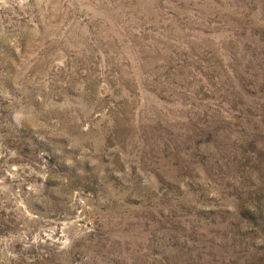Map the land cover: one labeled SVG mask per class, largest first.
<instances>
[{
    "label": "rangeland",
    "instance_id": "1",
    "mask_svg": "<svg viewBox=\"0 0 264 264\" xmlns=\"http://www.w3.org/2000/svg\"><path fill=\"white\" fill-rule=\"evenodd\" d=\"M0 264H264V0H0Z\"/></svg>",
    "mask_w": 264,
    "mask_h": 264
},
{
    "label": "bare ground",
    "instance_id": "2",
    "mask_svg": "<svg viewBox=\"0 0 264 264\" xmlns=\"http://www.w3.org/2000/svg\"><path fill=\"white\" fill-rule=\"evenodd\" d=\"M29 56V55H28Z\"/></svg>",
    "mask_w": 264,
    "mask_h": 264
}]
</instances>
